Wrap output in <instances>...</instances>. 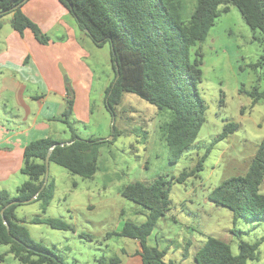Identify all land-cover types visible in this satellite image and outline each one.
Listing matches in <instances>:
<instances>
[{"label": "rangeland", "instance_id": "obj_1", "mask_svg": "<svg viewBox=\"0 0 264 264\" xmlns=\"http://www.w3.org/2000/svg\"><path fill=\"white\" fill-rule=\"evenodd\" d=\"M183 5L188 14L194 0H183ZM225 8L227 12L223 11ZM219 11L220 16L206 40L191 49V58L198 52L202 55V82L197 89L206 106L205 122L194 146L175 164L167 161V149L160 132V126L171 119V114L158 111L133 94L124 93L115 109L116 117L112 118L103 104L105 91L114 78L109 45L95 46L76 27L73 16H65L66 24L76 28L75 39L80 51L87 54L88 73L85 75L89 77L88 86L91 85L89 95H78L81 103L88 100L91 112L87 121L71 118L70 122L81 138L104 139L107 143L98 148V170L92 179L70 175L61 167L49 164L48 174L55 190L45 214L41 215L37 203L21 205L15 213L26 220L41 215L68 224L67 231L42 224L25 225L33 240L61 256L66 264H110L109 258L116 254L121 259L120 250L130 251L133 243L109 234L119 232L126 222L143 223L146 213L142 207L124 199L121 190L133 182L150 183L160 177L170 180L184 171L190 172L227 123H236L238 130L215 144L203 170L184 183L171 185V211L157 222L152 239L161 249L166 247V261L181 263L187 243L193 258L208 236L228 244L234 255L238 254L240 242L253 244L264 236V221L238 219L233 223L229 210L216 206L207 198L223 180L247 172L264 138V98L253 104L245 94L255 88L263 89L262 70L253 67L260 55L259 36L250 32L234 7L222 5ZM46 36L52 42H62L50 33ZM48 44L49 41L44 45ZM84 107L80 115L86 111ZM4 108L11 120L10 106ZM113 121L120 133L114 141L111 136ZM52 130L53 136L61 142L69 140L70 133L64 124L53 123ZM25 178L17 174L8 182L10 196L16 195V188ZM260 192L264 194V185ZM7 252L8 247L0 245V256H3L0 264H20ZM259 252L258 261L247 264H264V242ZM186 264L193 263L190 260Z\"/></svg>", "mask_w": 264, "mask_h": 264}, {"label": "trees", "instance_id": "obj_2", "mask_svg": "<svg viewBox=\"0 0 264 264\" xmlns=\"http://www.w3.org/2000/svg\"><path fill=\"white\" fill-rule=\"evenodd\" d=\"M28 0H0V29L2 18L11 14L10 25L22 34L29 30L36 41L44 45L49 38L21 11ZM75 19L79 31L91 39L97 47L109 45L113 81L105 91L103 104L112 118L124 93L137 96L158 111H168L171 119L160 126L161 136L167 149V161L175 164L195 144L198 133L205 122L206 106L198 92L202 82V55L198 52L191 58V49L206 40L220 16L219 7L230 5L237 9L244 24L253 34H258L260 55L253 67L262 70L263 89L245 92L256 104L264 98V0H194L193 9L185 13L183 0H58ZM17 7V8H15ZM227 8L223 11L227 12ZM66 109L61 117L53 120L64 124L70 133L66 142L51 138L39 139L27 144L23 150L20 173L27 181L16 188V195L0 191V245L20 264H66L50 248L30 237L26 224L46 225L54 230L67 231L70 226L61 219L44 218L54 196V181L48 174L45 181V160L49 149V164H55L70 175L92 179L98 170L99 146L104 139H83L71 125L74 98L67 91ZM238 130L236 123H227L222 132L205 149L190 172L166 180L163 177L150 183L133 182L126 185L120 195L142 207L145 221L139 225L126 222L117 236L139 243L141 264H182L165 260L167 249L147 245L157 222L171 211L169 192L173 183H184L203 170L204 162L218 142L225 140ZM112 141L120 136L111 126ZM65 143L60 146L58 144ZM264 138L244 175L223 180L213 188L207 198L218 207L229 210L233 223L238 219L250 222L264 221ZM38 193L37 203L41 215L29 220L16 216L17 207L25 204ZM3 214L1 215V211ZM3 219L9 227L7 230ZM108 235V236H109ZM264 236L253 244L239 243L234 255L228 244L208 236L202 247L193 256L194 264H247L258 261L259 246ZM188 246L184 248L182 260L188 257ZM3 256H0V261ZM104 262H101L103 264ZM110 264H118L117 257L109 258Z\"/></svg>", "mask_w": 264, "mask_h": 264}, {"label": "crops", "instance_id": "obj_3", "mask_svg": "<svg viewBox=\"0 0 264 264\" xmlns=\"http://www.w3.org/2000/svg\"><path fill=\"white\" fill-rule=\"evenodd\" d=\"M21 11L43 33H50L62 42L50 40L48 45H41L29 30L19 34L12 29L11 14L1 20L0 191H7L8 182L17 174L22 176L23 150L27 144L45 138L61 142L53 136L52 126L53 123H61L53 119L61 117L65 111L68 89L74 98L71 118L85 122L91 112L87 98L82 103L78 100L79 94L89 95L91 85L88 86L89 77L85 75L88 73L87 54L80 51L76 42V28H71L64 20L69 12L58 0H28ZM58 63L61 64L59 69ZM6 106L11 108L13 124L5 111ZM82 107L86 111L80 115ZM25 179L22 183L27 181V177ZM131 241L130 251L120 250L121 259L116 254L118 264H141L140 245L135 240ZM147 245L164 249L156 244L152 235ZM191 255L188 252V257L181 263L191 260L194 264Z\"/></svg>", "mask_w": 264, "mask_h": 264}, {"label": "water", "instance_id": "obj_4", "mask_svg": "<svg viewBox=\"0 0 264 264\" xmlns=\"http://www.w3.org/2000/svg\"><path fill=\"white\" fill-rule=\"evenodd\" d=\"M15 8H17V7H15ZM58 145L63 146V145H65V143H61V144H58ZM56 146H57V145H53V146L49 149V151H48V153H47V156H46V160H45V166H46L45 181L48 179L49 157H50V154H51L52 150H53ZM37 196H38V193H37L33 198H31L30 200L26 201L25 203H31V202H33L34 200L37 199ZM2 214H3V210L1 211V215H2ZM3 223L5 224L7 230H9V227H8V225L6 224V222H5L4 219H3Z\"/></svg>", "mask_w": 264, "mask_h": 264}]
</instances>
